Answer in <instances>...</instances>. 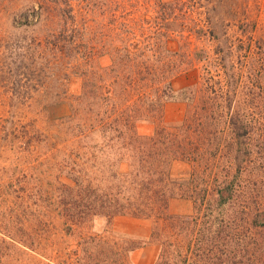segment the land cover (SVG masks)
I'll list each match as a JSON object with an SVG mask.
<instances>
[{
    "label": "rangeland",
    "instance_id": "374dc122",
    "mask_svg": "<svg viewBox=\"0 0 264 264\" xmlns=\"http://www.w3.org/2000/svg\"><path fill=\"white\" fill-rule=\"evenodd\" d=\"M0 264H264V0H0Z\"/></svg>",
    "mask_w": 264,
    "mask_h": 264
},
{
    "label": "crops",
    "instance_id": "0c3cea01",
    "mask_svg": "<svg viewBox=\"0 0 264 264\" xmlns=\"http://www.w3.org/2000/svg\"><path fill=\"white\" fill-rule=\"evenodd\" d=\"M248 17H251V15H249ZM233 120H236V119H233ZM230 122L231 121L229 119V125H230ZM206 124H209L208 121H207ZM213 127H214L213 123H211V127L205 126L203 128V130L212 133L214 131ZM209 128H211V130ZM230 130H231V135H228L227 143H228V146H232L233 148L237 149V151L234 152V155H235V159L234 160H236L238 158V159H240L241 162H243V161L246 162V160L248 158H250V157H252V155H254L253 152H251V150L254 151L253 142H251V138L249 136H247V134H244L245 131H247V130H245L244 133L241 132L240 128H238V125H237V123L235 121L232 122V126H231ZM248 132H249V130H248ZM250 133H251V130H250ZM195 140H196V143H197L198 136L195 138ZM220 141L221 140H217V138H216V142L213 143V144L211 143L210 146L216 147V146H218L220 144ZM222 144L225 145V143H222ZM197 145H198V143H197ZM206 145H209V142H207ZM247 147L250 148L251 150L249 149V151H246Z\"/></svg>",
    "mask_w": 264,
    "mask_h": 264
}]
</instances>
